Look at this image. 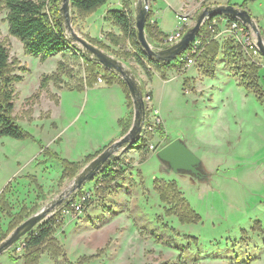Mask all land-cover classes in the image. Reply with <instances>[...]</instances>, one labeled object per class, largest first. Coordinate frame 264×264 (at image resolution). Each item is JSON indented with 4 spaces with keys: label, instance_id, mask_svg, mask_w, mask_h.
Here are the masks:
<instances>
[{
    "label": "rangeland",
    "instance_id": "rangeland-1",
    "mask_svg": "<svg viewBox=\"0 0 264 264\" xmlns=\"http://www.w3.org/2000/svg\"><path fill=\"white\" fill-rule=\"evenodd\" d=\"M126 1L135 21L137 0H108L99 9L118 8ZM245 1L264 38V0H148V19L167 34L180 23L183 26L181 16L188 14L187 31L203 9ZM6 14L0 7V42L7 45L11 59L26 67L19 71L23 78L15 84L14 115L27 137H0V199L3 196L7 203V208L0 205V237L11 221L7 211L16 214L26 208L29 218L70 187L73 179L60 181L63 160L79 163L81 171L91 161L86 162L89 155L95 158L134 122V107H127L122 89L108 84L102 69L101 82H80L86 77L83 61L75 56L76 49H83L80 43L72 41L71 50L42 62L25 54L23 44L9 34ZM71 24L86 40H102L109 47L101 49L136 76L144 90L147 120L156 125L142 133L150 149L146 161H141L138 148L118 149L115 157L126 167L121 179L101 190L93 178L82 187L90 189L92 197L86 210L62 215L63 205L55 211L62 216L54 236L68 260L73 264H175L179 260L185 264H264V96L238 84L223 50L214 76L202 75L195 63L181 71L171 67L165 79L154 71L149 79L134 58H125L124 52L131 50L128 39L121 47L106 40L107 33L120 32L112 22L105 23L94 12L83 17L75 14ZM218 28L220 45L234 39L222 31L228 26ZM146 36L154 47L161 41L147 32ZM256 59L264 91V58ZM61 61L73 77L64 75L62 87L50 82L40 89L43 76L55 72ZM175 139H182L202 160L208 180L167 172L157 152ZM156 179L176 182L201 216L200 222L181 224L167 215L170 206L160 200ZM254 224L261 229L252 230ZM24 237L0 256V264L26 263L21 258ZM56 263L64 264L63 257L54 261L44 248L38 264Z\"/></svg>",
    "mask_w": 264,
    "mask_h": 264
},
{
    "label": "trees",
    "instance_id": "trees-1",
    "mask_svg": "<svg viewBox=\"0 0 264 264\" xmlns=\"http://www.w3.org/2000/svg\"><path fill=\"white\" fill-rule=\"evenodd\" d=\"M107 2L108 0H71L72 15L79 14L81 17L87 16L88 14L96 12L99 8L106 5ZM0 4L2 10L7 11L6 21L9 26V34L23 44L25 54L32 55L39 58L42 62H45L47 59L65 50H71V42L67 36L64 20L60 12L61 0H0ZM238 6L248 10L247 1ZM249 13L251 14L250 11ZM219 17L221 16H215L207 20L198 34L200 36L202 32L208 37L204 52L195 62L198 64L200 73L204 76H214L219 52L223 50V58L227 62L232 76L238 78V84L245 86L248 91L256 95L264 96L263 88L259 83L260 65L249 58L244 52L242 44L235 38L228 39L223 45H220L216 39H213V35L218 32L219 28L215 27L214 31H212L208 28V25L209 22ZM222 17L228 19L230 23L237 22L243 25L234 17ZM105 21L112 22L122 33L121 35H117L109 32L106 34V40L114 47H121L124 39H128L131 50L124 52L125 58H134L149 79L154 71L160 72L163 79H165V73L171 67L177 66L179 71L185 67L186 60L180 61V57L172 62L161 63L150 58L145 53L137 41L133 12L128 1L124 2L120 8L108 9L105 15ZM145 30L148 36L153 39L159 38L162 40L166 36L155 23L151 22V17L148 19ZM88 41L99 48L109 47L100 39L89 38ZM77 51L78 54L76 53L75 56H78L83 61L86 72L85 80L81 79L80 82L82 84L85 82V84L89 85L91 79L92 81L95 79L98 80V78H101L99 77V69H102L105 73L107 83L119 85L125 94L127 107L133 108V100L124 80L117 73L102 67L88 54L76 49ZM21 70L25 71L26 67L22 66L19 60L11 59L7 45L0 42V137H11L15 139H24L27 137L23 128L18 124L16 115H14L15 84L23 78L19 74ZM64 75L70 78L73 77L71 72H66L65 61H61L55 72L43 76L40 89L47 88L50 82L56 87H62L61 85L65 82L63 80ZM146 114L148 116L147 112ZM120 124L122 125L123 121ZM145 124L153 126L149 121H146ZM123 130L126 132L127 129L124 128ZM133 148H138L141 151L142 162L147 160L150 149L147 141L143 137L135 143ZM93 158L94 156L89 155L86 162H89ZM63 164L64 170L60 177L61 182L65 179H73L82 167L79 163L69 162L67 160H63ZM125 168L124 163L118 158L112 160L93 179L96 184H101L98 189L104 190L121 179L125 173ZM154 188L159 193L160 200L170 206L167 209V215L175 216L181 224H195L200 222L201 216L188 203L182 192L178 189L176 182H166L156 179L154 181ZM91 198L90 189L85 190L81 188L75 194L71 195L70 199L64 204L62 211L78 212L76 211V206L79 204L81 205L80 211H84L91 205ZM0 205L7 208V203L3 201V196L0 199ZM7 212L11 217V221L9 222L7 232L0 237V242L28 217L26 208H22L16 214H12L10 210ZM63 213L62 215H64ZM58 214L55 213L47 221L39 224L30 233L25 235L22 242L24 246L21 256L25 260V264H38L44 248L49 250L50 256L54 261L57 257L62 256L64 264H73L68 260L65 252L54 236L56 228L59 226V216H62ZM256 223L259 227L261 226L259 221H256ZM255 224L252 226V230L261 229L256 228ZM153 232L151 234L157 240L160 239ZM165 244L170 246L168 242ZM175 264L185 263L179 260V263Z\"/></svg>",
    "mask_w": 264,
    "mask_h": 264
},
{
    "label": "water",
    "instance_id": "water-1",
    "mask_svg": "<svg viewBox=\"0 0 264 264\" xmlns=\"http://www.w3.org/2000/svg\"><path fill=\"white\" fill-rule=\"evenodd\" d=\"M149 11L148 0H137L135 6L137 41L145 53L157 62H172L184 54L199 34L206 20L215 16H231L238 19L251 32L260 54L264 57V38L262 33L249 11L240 6L221 4L203 9L197 16L195 23L187 29L182 39L166 48H156L147 39L145 29ZM60 12L70 42L75 41L80 43L83 49H78L79 51L88 54L102 67L117 73L124 80L134 104V122L125 135L98 154L76 174L68 189L24 220L5 240L0 242V256L7 252L22 237L30 233L36 226L43 223L45 219L51 217L57 209L68 201L69 198L65 199L67 196L70 195L71 197L72 194H75L86 183L91 181L97 173L116 158L115 152L118 149L134 147L135 143L142 137L147 121V103L144 99L143 88L137 81L136 76L127 70L119 60L74 31L71 24L73 16L71 0H61ZM68 32L71 33V37ZM157 157L167 166V172L189 174L199 181L209 179V174L205 171L202 160L188 148L182 139L171 141L157 152Z\"/></svg>",
    "mask_w": 264,
    "mask_h": 264
},
{
    "label": "built area",
    "instance_id": "built-area-1",
    "mask_svg": "<svg viewBox=\"0 0 264 264\" xmlns=\"http://www.w3.org/2000/svg\"><path fill=\"white\" fill-rule=\"evenodd\" d=\"M188 18H189L188 15H182L181 21L184 25L182 26V24L180 23V25L173 32L167 33L166 36L160 41V43L157 44L156 48H166V47H169L175 44L177 41L181 40L186 32L184 27L188 25V20H189ZM221 24L228 26V28H225L222 31H227L228 33H230V35L233 38H235L239 43L242 44L244 52L249 56V58L253 62L259 64L256 58L263 57V56L260 54V51L253 40V36L251 32L244 25H241L237 22L230 23L228 22V19L222 16L219 17L218 19H214L213 21L209 22L208 28L214 31L215 27H219L221 26ZM217 34L218 32H216L213 35V39L217 38ZM207 39H208L207 35L201 32L200 36L197 35V37L192 42V44L189 46V48L184 52V54H182L183 56L182 57L180 56V61L186 60L185 67H190L193 64H195L196 59L202 55V53L204 52L206 48ZM98 81L101 82L102 79L98 78ZM149 122H151L153 126L151 125L148 126L147 124H145L144 130L151 131L154 129L156 122L155 121H149ZM80 207H81L80 204L77 205L76 211H80ZM63 212L65 213L66 211L64 210ZM67 212L69 213L70 211H67ZM18 249L21 250L22 246L19 247Z\"/></svg>",
    "mask_w": 264,
    "mask_h": 264
},
{
    "label": "crops",
    "instance_id": "crops-1",
    "mask_svg": "<svg viewBox=\"0 0 264 264\" xmlns=\"http://www.w3.org/2000/svg\"><path fill=\"white\" fill-rule=\"evenodd\" d=\"M107 4H108V2H107ZM122 5H120V7H121ZM120 7H118V8H120ZM109 8H105V9H98L95 13H99L100 14V17H102V19H104V22L106 23L107 21H105V15H106V12H107V10H108ZM188 15V14H187ZM157 17V16H156ZM188 17H189V15H188ZM157 21V20H156ZM158 26V25H157ZM112 27H114V28H118L117 26H113L112 25ZM119 29V28H118ZM161 29V28H160ZM120 30V29H119ZM161 31H163L162 29H161ZM115 32V34H117V35H121L122 33H121V31L120 32H117V31H114ZM164 32V31H163ZM165 33V32H164ZM116 86H118L119 88H120V86L119 85H117V84H115ZM125 95V94H124ZM125 101H126V99H125ZM127 103V102H126ZM120 130H121V132H122V127L120 126ZM121 135H118V136H116L115 138H113L112 139V142L113 141H115L116 139H118L119 137H120ZM112 142H110V143H112Z\"/></svg>",
    "mask_w": 264,
    "mask_h": 264
}]
</instances>
